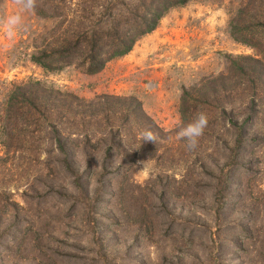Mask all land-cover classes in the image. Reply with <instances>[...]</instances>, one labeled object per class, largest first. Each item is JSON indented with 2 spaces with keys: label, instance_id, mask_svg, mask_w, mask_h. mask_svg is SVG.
I'll list each match as a JSON object with an SVG mask.
<instances>
[{
  "label": "rangeland",
  "instance_id": "rangeland-1",
  "mask_svg": "<svg viewBox=\"0 0 264 264\" xmlns=\"http://www.w3.org/2000/svg\"><path fill=\"white\" fill-rule=\"evenodd\" d=\"M242 1L170 8L95 74L73 65L48 71L30 60L54 24L34 11L23 14L12 39L0 25V117L14 86L34 79L86 101L133 96L164 132L156 139L163 154L138 155L122 182L99 178L100 149L77 160L81 169L90 163L94 175L74 185L52 182L47 136L36 149L40 160L31 161L34 151H4L0 127V264H264V145L257 144L248 174L226 164L224 180L201 169V154L177 138L175 125L184 88L224 71L227 55H256L229 33ZM15 11L13 0H0V20ZM122 139L130 152L140 147V138ZM120 161L116 154L106 170Z\"/></svg>",
  "mask_w": 264,
  "mask_h": 264
},
{
  "label": "trees",
  "instance_id": "trees-1",
  "mask_svg": "<svg viewBox=\"0 0 264 264\" xmlns=\"http://www.w3.org/2000/svg\"><path fill=\"white\" fill-rule=\"evenodd\" d=\"M188 1L37 0L34 13L54 24L30 60L48 71L73 65L87 74L98 73L108 61L127 54L141 36L153 31L170 8ZM228 27L233 40L253 48L256 55H227L224 71L184 88L179 104L184 124L200 111L207 113L208 125L195 149L203 159L201 169L219 171L224 180L228 178L224 165L237 166L248 174L257 144L264 145V0L240 2ZM2 110L5 152L31 150L35 152L31 161L40 160L36 149L41 134L47 136L53 183L57 179L74 185L89 181L93 166L86 163L81 169L77 160L95 150L102 149L104 156V172L99 178L119 182L130 174L138 155L153 159L163 154L157 142L143 141L146 130L156 139L164 132L133 96L102 94L86 101L28 79L14 86ZM127 135L140 138V147L132 154L123 146L122 138ZM116 154L125 161L117 162L108 172L105 167Z\"/></svg>",
  "mask_w": 264,
  "mask_h": 264
},
{
  "label": "clouds",
  "instance_id": "clouds-1",
  "mask_svg": "<svg viewBox=\"0 0 264 264\" xmlns=\"http://www.w3.org/2000/svg\"><path fill=\"white\" fill-rule=\"evenodd\" d=\"M16 6V11L0 20V25L3 26L4 32L9 39L15 37V35L24 26V13H31L37 6V0H13ZM209 117L204 111L198 112L194 118L184 124L180 118H177L175 125L178 128L177 138L187 141L189 148H195L199 137L204 133L208 125ZM143 141L156 142V137L151 131H145L142 136ZM142 179H148L149 173L147 169H144L141 173Z\"/></svg>",
  "mask_w": 264,
  "mask_h": 264
}]
</instances>
